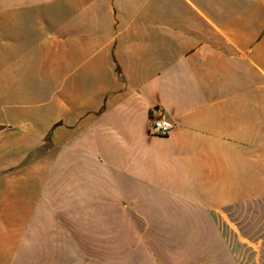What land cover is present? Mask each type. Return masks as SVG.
Returning <instances> with one entry per match:
<instances>
[{"label": "crops", "instance_id": "crops-1", "mask_svg": "<svg viewBox=\"0 0 264 264\" xmlns=\"http://www.w3.org/2000/svg\"><path fill=\"white\" fill-rule=\"evenodd\" d=\"M241 263L264 264V0H0V264Z\"/></svg>", "mask_w": 264, "mask_h": 264}, {"label": "built area", "instance_id": "built-area-1", "mask_svg": "<svg viewBox=\"0 0 264 264\" xmlns=\"http://www.w3.org/2000/svg\"><path fill=\"white\" fill-rule=\"evenodd\" d=\"M174 128L173 122L168 119L164 110L156 109L152 112L149 134L153 136H168Z\"/></svg>", "mask_w": 264, "mask_h": 264}, {"label": "rangeland", "instance_id": "rangeland-1", "mask_svg": "<svg viewBox=\"0 0 264 264\" xmlns=\"http://www.w3.org/2000/svg\"><path fill=\"white\" fill-rule=\"evenodd\" d=\"M241 264H245V263H241Z\"/></svg>", "mask_w": 264, "mask_h": 264}]
</instances>
